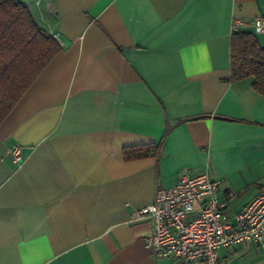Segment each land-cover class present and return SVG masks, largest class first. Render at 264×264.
Segmentation results:
<instances>
[{
    "label": "crops",
    "instance_id": "0c3cea01",
    "mask_svg": "<svg viewBox=\"0 0 264 264\" xmlns=\"http://www.w3.org/2000/svg\"><path fill=\"white\" fill-rule=\"evenodd\" d=\"M22 1L62 48L0 123V264H208L154 256L128 219L182 172L232 191L230 217L264 193V96L229 81L234 19L255 33L264 0ZM218 256L264 264L254 242Z\"/></svg>",
    "mask_w": 264,
    "mask_h": 264
},
{
    "label": "built area",
    "instance_id": "2783aa9c",
    "mask_svg": "<svg viewBox=\"0 0 264 264\" xmlns=\"http://www.w3.org/2000/svg\"><path fill=\"white\" fill-rule=\"evenodd\" d=\"M242 25L234 19L233 30ZM254 31L264 32V20H254ZM9 153L13 162L19 161L17 145ZM233 197L234 193L223 191L220 180L208 172L194 176L182 172L174 185L158 187L153 201L134 209L128 221L151 223V232L143 242L156 257L221 264V247L254 242L264 250V193L255 195L230 217L226 207Z\"/></svg>",
    "mask_w": 264,
    "mask_h": 264
},
{
    "label": "trees",
    "instance_id": "16d2710c",
    "mask_svg": "<svg viewBox=\"0 0 264 264\" xmlns=\"http://www.w3.org/2000/svg\"><path fill=\"white\" fill-rule=\"evenodd\" d=\"M61 48L22 0H0V123ZM248 76L253 77V89L264 96V46L254 32L240 28L230 37L229 81ZM158 153L159 144L129 147L123 150V158Z\"/></svg>",
    "mask_w": 264,
    "mask_h": 264
}]
</instances>
